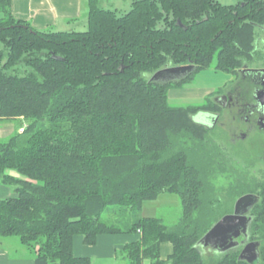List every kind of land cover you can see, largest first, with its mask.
Instances as JSON below:
<instances>
[{"label": "trees", "instance_id": "trees-1", "mask_svg": "<svg viewBox=\"0 0 264 264\" xmlns=\"http://www.w3.org/2000/svg\"><path fill=\"white\" fill-rule=\"evenodd\" d=\"M10 2L0 0V123L24 127L0 138V184L13 193L0 198V237L18 240L34 264H91L73 253L74 237L93 245L116 233L140 235L122 247L126 264H248L238 259L241 240L225 252L197 243L252 193L242 240L259 242L253 264H264V181L236 174L217 187L226 155L211 138L215 127L192 117L209 101L172 104L178 83L147 77L191 63L182 84L200 69L233 75L262 61L255 29L264 0H132L125 13L87 0L84 31L36 30L13 17ZM163 192L181 198L174 225L156 216L125 228L108 221L112 210L136 214ZM164 241L172 252L161 259Z\"/></svg>", "mask_w": 264, "mask_h": 264}, {"label": "rangeland", "instance_id": "rangeland-1", "mask_svg": "<svg viewBox=\"0 0 264 264\" xmlns=\"http://www.w3.org/2000/svg\"><path fill=\"white\" fill-rule=\"evenodd\" d=\"M129 3L127 4L126 1L118 3L117 6L120 8L119 13H125L126 11H128L130 9ZM86 29L87 27L84 30ZM255 32V48L258 51L260 50L264 55V52L261 50L262 48H264V26L258 27L257 29H255ZM260 61L261 60L252 62V66H264V63ZM262 61L264 62V59ZM153 74L154 72H150L147 74V77L150 78ZM237 78L238 77L236 74L232 75L223 72L222 70H216L214 68L200 69L196 71L191 78L183 81L182 84H180L182 80L175 81L178 83V85H174L171 89H169L168 99L169 102L172 104H179L183 106H199L203 102L209 101V109L215 110L217 109V107L212 104L213 97L218 93H222L224 89L231 85L232 82L234 83ZM206 116L207 115H205V113L199 112L192 117L195 122L207 125L204 120ZM223 119L224 121H226V118ZM21 125L22 124L18 119L0 123V138H5L9 134H11L16 128L18 129V132H22L24 124L22 125L23 127ZM223 135L224 133L219 127L213 129L211 135V138L216 141V144H218L222 148L227 159L225 169L218 174L215 180V185L217 187L228 186L234 179L236 174H247L248 176H253L255 177V179L263 182L264 161L260 160L258 158V155H254L253 153H251V155H247V151L240 147L241 143H237L236 146H232L229 143L226 134L224 137ZM4 188L6 189V187L0 184V198L8 195H4V193H2V190ZM11 194L13 193H9V195ZM180 199L181 198H179V196L175 193L163 192L156 196L155 199L151 198L145 200L143 202L141 211L136 214L130 213L129 211H125L124 214H122V212L112 210L109 214L108 221L119 227L125 228L127 226L129 227L138 216H156L161 218L163 220V223L167 226H172L178 221L181 216L182 204ZM231 203L232 202H230L229 204L231 205ZM1 239L4 238L0 237V240ZM204 248L206 250L205 253H207L209 251V248ZM211 251L213 250L211 249ZM115 252L117 257H120L123 254L122 248L117 247L115 249ZM95 259V256H91V264H93ZM148 262L149 259H144V264H147Z\"/></svg>", "mask_w": 264, "mask_h": 264}, {"label": "crops", "instance_id": "crops-1", "mask_svg": "<svg viewBox=\"0 0 264 264\" xmlns=\"http://www.w3.org/2000/svg\"><path fill=\"white\" fill-rule=\"evenodd\" d=\"M10 11L15 19L26 21L31 27L40 31H81L87 27V0H10ZM132 0H99L102 8L119 12L118 3ZM224 5L235 4L240 0H217ZM129 9V8H128ZM1 17V13H0ZM2 193L7 195V189ZM151 217V216H144ZM135 234V235H131ZM138 233L100 234L96 243L87 245L77 235L73 239V253L90 259L95 256L93 264H126L124 256L117 257L115 249L136 241ZM172 252L169 241L161 242L159 255L166 259ZM33 255L19 241L11 238L0 240V264H34ZM110 261V262H109ZM92 263V262H91ZM144 264V260L142 262ZM150 264V261L147 263Z\"/></svg>", "mask_w": 264, "mask_h": 264}, {"label": "flooded vegetation", "instance_id": "flooded-vegetation-1", "mask_svg": "<svg viewBox=\"0 0 264 264\" xmlns=\"http://www.w3.org/2000/svg\"><path fill=\"white\" fill-rule=\"evenodd\" d=\"M261 50L264 52V48ZM252 65L253 63L242 66L236 74V81L213 97L216 110L203 113L207 115L204 119L207 123L205 126L219 127L224 133L223 137L226 134L232 146L241 143L240 147L247 151V155L253 153L264 161V106L256 99V92L263 86V73L259 70L264 66ZM242 238L243 236L237 240L242 241Z\"/></svg>", "mask_w": 264, "mask_h": 264}, {"label": "water", "instance_id": "water-1", "mask_svg": "<svg viewBox=\"0 0 264 264\" xmlns=\"http://www.w3.org/2000/svg\"><path fill=\"white\" fill-rule=\"evenodd\" d=\"M182 26L179 22L177 23ZM195 70L193 64L180 66H163L150 77L151 82H173L187 77ZM263 73L262 88L256 92V99L259 104L264 106V68L259 70ZM258 201V196L252 193L243 194L238 197L233 205L231 213L221 216L207 231L199 238L197 245L209 249L225 252L226 250L237 245L238 238L246 236L248 224L251 217L247 216L250 209ZM243 246L239 250L238 259L248 264H253L259 258V242L242 240Z\"/></svg>", "mask_w": 264, "mask_h": 264}]
</instances>
